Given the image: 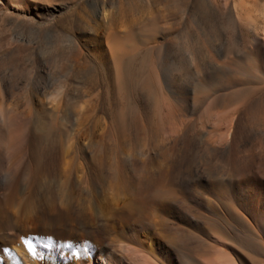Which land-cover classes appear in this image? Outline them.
<instances>
[{"label": "bare ground", "instance_id": "bare-ground-1", "mask_svg": "<svg viewBox=\"0 0 264 264\" xmlns=\"http://www.w3.org/2000/svg\"><path fill=\"white\" fill-rule=\"evenodd\" d=\"M171 1L185 17L164 45L163 96L148 90L150 114L127 112L117 64L126 17L125 29L101 35L117 71L108 140L97 103L27 95L19 110L0 85V264H247L215 206L264 253V90L253 84L264 75V0ZM50 127L64 139L45 160Z\"/></svg>", "mask_w": 264, "mask_h": 264}, {"label": "rangeland", "instance_id": "rangeland-1", "mask_svg": "<svg viewBox=\"0 0 264 264\" xmlns=\"http://www.w3.org/2000/svg\"><path fill=\"white\" fill-rule=\"evenodd\" d=\"M103 5L105 9H102ZM173 6L171 0H0V85L6 89L4 92H8H5L8 98L11 96L9 100L18 102L19 110L26 106L24 98L27 95L46 99L68 95L75 109L86 100L91 104L97 103L96 117H100L104 140H108L110 132L106 124L118 107L114 92L117 71L106 53L102 37L108 31L125 27L128 30L122 40L125 45L117 59L119 72L129 79L126 83L129 92L127 102H130L127 112L131 116L138 108L148 113L151 108L148 90L152 91L157 85L158 97L162 99L163 96V80L155 72L167 63L164 45L175 32L179 33L180 21L185 17L184 12ZM189 7L192 9L193 5ZM121 15L126 17L124 28L119 23ZM204 19H200L204 24L215 22L209 17ZM254 80V86L264 90V75L258 74ZM72 120L74 122L75 117ZM73 122L66 136L78 129ZM127 123L122 128L123 137L131 149L136 145V130L129 125V120ZM63 137L58 127L49 128L40 145L45 160L49 159L53 149H60ZM119 147L121 152L128 149L121 144ZM141 148L144 149L143 146ZM192 157L188 154L189 160ZM175 166L180 167L178 164ZM201 180L195 181L205 185L204 179ZM175 183L180 190L177 194L186 199L188 189L180 182ZM215 208L218 217L222 218L215 224L226 237L223 238L231 250L235 253L240 251L239 255L247 264H260L258 262L264 260L262 248L234 227L224 209ZM186 243L185 247L191 251L197 248L195 251H199L198 246L203 245L202 241L198 244L189 239Z\"/></svg>", "mask_w": 264, "mask_h": 264}, {"label": "snow or ice", "instance_id": "snow-or-ice-1", "mask_svg": "<svg viewBox=\"0 0 264 264\" xmlns=\"http://www.w3.org/2000/svg\"><path fill=\"white\" fill-rule=\"evenodd\" d=\"M25 243H28L27 241H25ZM29 247H30V245H29Z\"/></svg>", "mask_w": 264, "mask_h": 264}]
</instances>
